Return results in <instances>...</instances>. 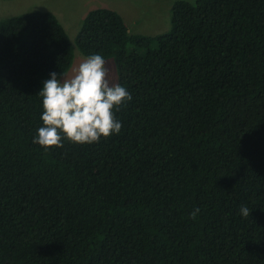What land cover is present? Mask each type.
Masks as SVG:
<instances>
[{
    "label": "trees",
    "instance_id": "16d2710c",
    "mask_svg": "<svg viewBox=\"0 0 264 264\" xmlns=\"http://www.w3.org/2000/svg\"><path fill=\"white\" fill-rule=\"evenodd\" d=\"M76 45L133 99L118 135L45 151L73 45L51 12L0 22V264H264V0L176 1L157 36L97 8Z\"/></svg>",
    "mask_w": 264,
    "mask_h": 264
},
{
    "label": "clouds",
    "instance_id": "9594fccd",
    "mask_svg": "<svg viewBox=\"0 0 264 264\" xmlns=\"http://www.w3.org/2000/svg\"><path fill=\"white\" fill-rule=\"evenodd\" d=\"M106 61L101 54H91L74 69V75L58 79L52 72L42 82L41 126L33 143L45 151L61 147L63 140L74 144H93L101 138L120 133L122 123L115 116L133 97L120 84H111ZM196 208L190 214L196 218ZM242 217L249 216L246 206L240 208Z\"/></svg>",
    "mask_w": 264,
    "mask_h": 264
},
{
    "label": "rangeland",
    "instance_id": "374dc122",
    "mask_svg": "<svg viewBox=\"0 0 264 264\" xmlns=\"http://www.w3.org/2000/svg\"><path fill=\"white\" fill-rule=\"evenodd\" d=\"M176 1L179 0H0V22L29 12L53 13L65 28L74 48V61L64 75L70 79L74 69L86 58L77 48L76 39L92 10L112 9L123 17L132 34L157 36L171 30L172 6ZM105 61L110 83L119 84L115 61Z\"/></svg>",
    "mask_w": 264,
    "mask_h": 264
}]
</instances>
